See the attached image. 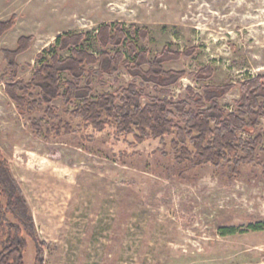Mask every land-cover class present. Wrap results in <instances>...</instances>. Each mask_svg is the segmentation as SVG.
I'll use <instances>...</instances> for the list:
<instances>
[{
    "label": "rangeland",
    "instance_id": "374dc122",
    "mask_svg": "<svg viewBox=\"0 0 264 264\" xmlns=\"http://www.w3.org/2000/svg\"><path fill=\"white\" fill-rule=\"evenodd\" d=\"M13 16V28L0 37V149L44 243L43 264H264V229L250 228L264 221V117L257 131L263 143L252 162L238 169L231 163L192 166L176 161L173 136L130 146L111 128L96 133L83 127L69 113L78 102L55 100L53 119L45 113L47 104L21 114L4 91L9 74L2 53L16 49L20 37H33L17 57L18 79L29 82L66 32L85 33L81 48L96 56L120 50L129 57L130 41L151 58L164 48L195 47L192 56L164 64L187 73L169 88L168 98L187 99L188 87L202 94L204 85L232 83L220 100L231 112L241 96L239 83L264 75V0H0V22ZM115 23H123L126 40L101 46L99 27ZM143 28L145 40L135 34ZM205 66L214 70L210 78L190 75ZM91 79L95 99L119 95L133 77L121 67ZM144 89L163 97L152 84ZM32 120L40 122L41 132ZM59 120L79 132L46 139L44 130ZM232 227L235 233H224ZM25 237L24 264H35L34 242Z\"/></svg>",
    "mask_w": 264,
    "mask_h": 264
},
{
    "label": "trees",
    "instance_id": "16d2710c",
    "mask_svg": "<svg viewBox=\"0 0 264 264\" xmlns=\"http://www.w3.org/2000/svg\"><path fill=\"white\" fill-rule=\"evenodd\" d=\"M15 19L13 16L0 22V37L13 28ZM135 34L145 40L148 30L143 28ZM96 36L101 46L117 47L126 40V31L123 23L103 24ZM32 38L22 36L16 49L2 51L9 74L4 91L21 114L34 112L42 104H47L45 113L53 119L56 113L51 104L55 100L61 99L65 106L78 102L76 109L69 113L80 118L83 127L96 133L111 128L115 138H122L130 146L148 140L163 142L166 136H173L170 145L176 161L189 162L192 166L212 164L220 167L231 163L233 169H238L242 162L253 161L263 143V136L257 131L264 117V75L239 83L241 96L235 101L236 109L231 112L221 106L220 100L235 87L232 83L204 85L202 94L188 87L187 99L175 101L168 98L169 88L187 73L166 70L164 64L192 56L195 47L184 51L164 48L151 58L149 50L140 49L130 41L126 42L129 57L120 50L113 53L103 51L96 56L81 48L85 33L66 32L56 38L49 61L42 62L30 81L24 82L18 79L17 57L29 49ZM65 50H71V55L62 58L59 51ZM38 57L42 58V55ZM121 67L133 77L132 81L119 95L104 93L94 99L92 75H113ZM65 73L70 79L63 80ZM213 73L212 67L205 66L190 75L205 80ZM145 84H152L163 97L146 95ZM34 91L38 93L37 98ZM145 98L147 102H144ZM31 127L37 133L43 130L36 120L31 121ZM44 132L45 138L50 139L79 131L59 120ZM243 133L247 137H242ZM130 136L132 141H128ZM250 228L262 230L264 221L252 224ZM235 232L233 227L224 230L225 234ZM25 235L34 242L35 264H43L44 243L39 239L22 188L0 149V236L4 237L0 264H24V252L28 246Z\"/></svg>",
    "mask_w": 264,
    "mask_h": 264
}]
</instances>
